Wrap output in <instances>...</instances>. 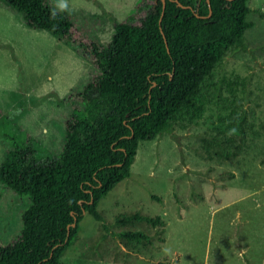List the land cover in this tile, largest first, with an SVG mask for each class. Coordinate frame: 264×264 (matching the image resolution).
I'll use <instances>...</instances> for the list:
<instances>
[{
    "label": "rangeland",
    "instance_id": "rangeland-1",
    "mask_svg": "<svg viewBox=\"0 0 264 264\" xmlns=\"http://www.w3.org/2000/svg\"><path fill=\"white\" fill-rule=\"evenodd\" d=\"M149 2L69 0L68 15L86 39L104 45L115 21L138 22ZM246 6L253 26L212 70L201 111L184 107L168 131L138 143L129 175L96 205L102 221L83 213L60 264H264V0ZM92 74L71 45L27 27L0 0V163L24 145L39 163L57 158ZM28 205L0 184L1 244L20 234ZM132 214L161 223L115 224ZM124 231L148 238L110 234Z\"/></svg>",
    "mask_w": 264,
    "mask_h": 264
},
{
    "label": "trees",
    "instance_id": "trees-1",
    "mask_svg": "<svg viewBox=\"0 0 264 264\" xmlns=\"http://www.w3.org/2000/svg\"><path fill=\"white\" fill-rule=\"evenodd\" d=\"M2 1L27 27L71 45L94 68L76 95L81 107L65 122L58 157L39 163L24 145L7 151L0 163V184L29 200L20 234L0 243V264H60L83 213L102 221L96 205L129 175L138 143L168 131L184 107L201 111L200 92L212 70L253 26L246 20L248 0H164L163 11L161 0H150L138 22L115 21L104 45L86 39L68 14L51 21L50 0ZM135 220L161 223L159 216L132 214L115 224ZM110 234L125 242L148 238Z\"/></svg>",
    "mask_w": 264,
    "mask_h": 264
},
{
    "label": "clouds",
    "instance_id": "clouds-1",
    "mask_svg": "<svg viewBox=\"0 0 264 264\" xmlns=\"http://www.w3.org/2000/svg\"><path fill=\"white\" fill-rule=\"evenodd\" d=\"M70 13H71V9L69 5V0H53V4L49 12V19L51 21H56L58 16L62 14H70ZM54 28H55V24H53V29Z\"/></svg>",
    "mask_w": 264,
    "mask_h": 264
},
{
    "label": "water",
    "instance_id": "water-1",
    "mask_svg": "<svg viewBox=\"0 0 264 264\" xmlns=\"http://www.w3.org/2000/svg\"><path fill=\"white\" fill-rule=\"evenodd\" d=\"M176 1V0H175ZM161 2H162V11H163V9H164V6H165V2H164V0H161ZM207 3H208V0H207ZM180 5V4H179ZM210 8H209V11H208V15L210 14ZM164 39V42H165V46H166V50L168 51V48H167V44H166V40H165V38H163ZM73 220H75L74 218H73ZM70 226H74V222L70 225ZM69 227V226H68Z\"/></svg>",
    "mask_w": 264,
    "mask_h": 264
}]
</instances>
